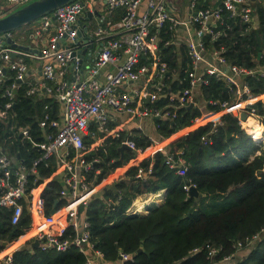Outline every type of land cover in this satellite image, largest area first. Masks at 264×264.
Listing matches in <instances>:
<instances>
[{"label": "built area", "instance_id": "2783aa9c", "mask_svg": "<svg viewBox=\"0 0 264 264\" xmlns=\"http://www.w3.org/2000/svg\"><path fill=\"white\" fill-rule=\"evenodd\" d=\"M6 1L14 9L31 0ZM252 2L220 0L209 7H197L193 2L187 16L180 17L169 0H74L41 16L29 32H22L28 44L16 40L15 30L7 33L14 45L0 35V99H4L0 105V218L5 216L16 226L27 217L28 225L20 236L28 243L38 240L39 248L58 251L75 245L86 254L84 264H96L101 253L89 241L88 222L80 206L100 191V184L86 180L97 161L87 157L106 138L119 136V127H108L115 116L142 122L172 119L178 109L198 108L201 114L178 132L183 130L185 135L210 123V130L201 137L203 143L210 142L209 134L222 125L223 114H231L245 132H249V118L263 126L254 103L264 101V92L254 94L245 78L262 81L264 90V50L258 53V61L247 67L229 61L222 42L214 45L227 36L218 28L223 14L245 24V32L256 27ZM181 47L189 59L184 74L188 86L175 89V81L180 82L178 70L169 67L162 50L173 48L181 58ZM33 67H38L34 69L38 75L32 74ZM207 76L222 82L227 99H202ZM23 97L41 104L40 108L32 105L31 121L16 119L15 106ZM161 100L162 105H154ZM208 105L219 110H202ZM242 113L247 115L245 119ZM91 126L95 130L91 131ZM138 129H142L140 125ZM85 136L98 145L86 144ZM123 143L134 154L131 166L138 165L143 158L137 160V155L148 147L138 148L130 137ZM156 151L161 150L151 154ZM165 163L176 174L185 175L187 166L181 157L167 154ZM48 168L52 172L43 176ZM151 170L152 163L146 170L139 168L136 177L145 178ZM52 180L61 187L54 209L48 213L44 192ZM191 186L183 188L189 192ZM67 229L72 236L62 238ZM261 237L264 229L246 245H254ZM236 247L237 251L243 248L241 243ZM205 249L208 258L218 252L209 244ZM12 253L2 256L1 264H12ZM232 257L225 256L222 261L230 262ZM119 258L131 260L125 253Z\"/></svg>", "mask_w": 264, "mask_h": 264}, {"label": "trees", "instance_id": "16d2710c", "mask_svg": "<svg viewBox=\"0 0 264 264\" xmlns=\"http://www.w3.org/2000/svg\"><path fill=\"white\" fill-rule=\"evenodd\" d=\"M253 7L255 28L245 32V24H237L223 14L218 28L227 36L214 42V45L218 41L225 45L223 54L229 61L247 67L253 66L258 61V53L264 50V3L255 0ZM172 50L166 48L162 52L169 67L178 70L180 82L175 81L173 88L179 89L188 86L184 74L190 67L189 59L184 49L180 50L181 58H177ZM207 78L208 83L201 91L202 99H227L228 91L222 82L213 76ZM245 81L254 94L264 92L262 81L252 77H246ZM3 103L4 99H0V105ZM163 103L161 100L154 105ZM34 104L40 108L39 102L21 98L15 106L16 119L31 121ZM254 106L264 126V101L259 100ZM203 110L217 111L219 108L208 105ZM200 114L198 108L185 107L178 109L172 119L153 118L151 122L157 138L164 140L191 125ZM221 120L222 125L209 134L210 142L201 141L210 130L211 124L208 123L170 141L152 157L143 158L138 165L129 167L122 178L80 206V212L88 222L89 241L100 251L103 260L114 261L120 259V253H125L131 256V260L121 261L122 264H212L213 261L218 264H264V237L254 245H246L264 229V148L260 149L254 143L231 114H223ZM114 125L110 123L108 127ZM90 130H95L94 126ZM124 133L121 131L118 137L106 138L101 146L89 153V160L97 159L86 175L92 185H97L134 157L131 151L125 150L122 160L120 158L119 146L126 136ZM129 137L138 148L144 149L151 144L144 134ZM92 140L90 136L84 138L86 144ZM257 150L260 155H254ZM167 154L183 159L187 166L184 176L166 165ZM27 162H30L29 158ZM150 163L152 170L148 176L137 178L138 169L146 170ZM52 170H43V176H48ZM184 185L196 187L199 192L197 201L188 195ZM60 187L56 180L46 187V212L53 211V201ZM163 189L161 202L151 204L147 212H128L136 196ZM0 220V244L3 240L17 239L28 225L27 217L16 226L10 225L5 216ZM72 234L67 229L62 238ZM237 243L243 247L239 251ZM207 244L218 249L212 258L207 257ZM225 256H233V259L222 261ZM85 260L86 254L75 245L58 251L54 248L43 250L27 243L12 253V264H84Z\"/></svg>", "mask_w": 264, "mask_h": 264}, {"label": "crops", "instance_id": "0c3cea01", "mask_svg": "<svg viewBox=\"0 0 264 264\" xmlns=\"http://www.w3.org/2000/svg\"><path fill=\"white\" fill-rule=\"evenodd\" d=\"M169 1L172 2L173 5L175 6V9L177 11L176 14L180 17L181 16L184 17V16H187L188 7L193 2L195 3V6H197V7H201V6L202 7H209V6L217 5L220 0H189L188 4L184 5L183 7L180 6V4H179L180 3L179 1H181V0H169ZM254 1L255 0H253V2ZM253 2H252V6H253ZM17 8L18 7L13 9L12 5L10 3H8L6 0H0V17L12 12L13 10H15ZM99 8H101V6ZM253 9H254V7H253ZM34 25H35V22H31L29 24L24 25L23 27L18 28L17 31L15 30L13 35L16 38V40H18L19 42H24V43L28 44L29 42L25 41L21 37V33L24 31L29 32ZM26 46L27 45H25V47ZM180 49L183 50V47H181ZM30 64H31V66H34V65L37 66L38 65L37 62H32V63L30 62ZM36 68H38V67L32 68V72H33L32 74L33 75H38L37 73L34 72V69H36ZM115 119H116L114 121L115 127H119V129H121V130H123V125L129 121V120H125V118H122L121 116H115ZM131 121L137 122L138 120L133 119ZM148 121H151V120H148ZM148 121H142L141 123H146ZM146 127H148L147 123H146ZM187 130H189V128ZM181 132L176 131L174 134H172L170 137H168L164 141L158 140L156 145H152L151 147L148 146V149L145 152L137 155V160H140L142 158H146L148 155H152L153 153L151 154V152H153V150H163L170 141L180 137L183 134V132L182 133ZM170 139H172V140H170ZM92 145L95 146V145H98V143H96V141H95L94 143H92ZM90 149H92V147ZM133 162L134 161H130V159H129L126 163L122 164L120 167L116 168L113 172H111L107 177H105L100 183H98L101 186L100 190H105L106 187L110 186L113 182H115L119 178H122L124 176V173L126 172V170L133 164ZM163 193H164V189L160 190L156 193H148V194L138 195L132 201L131 206L129 207V210L132 209V210H134V212L145 213V212H147V208L149 206H151V204H153V203L158 204L161 202L160 200L163 196ZM22 237H24V236H22ZM22 237L20 236L19 238L15 239L11 242H9L8 240H3L1 242V244H3L4 241H7L8 243L6 246H2L0 244V246L2 248V250L0 251V258H2V256H5V254H7V253L10 254V253L14 252L15 250L21 248L22 246L26 245L28 243V241L24 240L25 237L24 238H22ZM0 264H1V261H0ZM96 264H122V263H121V259H117L114 261H107V260L100 259L98 262H96ZM219 264H221V263H219Z\"/></svg>", "mask_w": 264, "mask_h": 264}, {"label": "water", "instance_id": "95a60500", "mask_svg": "<svg viewBox=\"0 0 264 264\" xmlns=\"http://www.w3.org/2000/svg\"><path fill=\"white\" fill-rule=\"evenodd\" d=\"M71 1L74 0H33L28 4L0 17V35L3 34L4 36H6V41L14 45L13 40L7 36L8 32H12L20 27H23L26 24L37 21L41 16L52 12L56 8ZM24 49L26 48L24 47ZM246 116L247 115L245 113L241 114L242 119H245ZM125 150H128V147L123 143L119 146V151L121 152V160ZM188 195L194 197L195 201H197L199 198V192L194 186H191L189 188ZM7 243V241H4L1 245L6 246ZM38 246L39 241L34 240L32 243V247Z\"/></svg>", "mask_w": 264, "mask_h": 264}, {"label": "rangeland", "instance_id": "374dc122", "mask_svg": "<svg viewBox=\"0 0 264 264\" xmlns=\"http://www.w3.org/2000/svg\"><path fill=\"white\" fill-rule=\"evenodd\" d=\"M31 1H33V0H31ZM179 2H180L179 3L180 6L183 7L184 5L188 4L189 0H181ZM28 3H26V4H28ZM26 4H24V5H26ZM24 5H22V6H24ZM22 6H19L18 8H20ZM202 110H203V108H202ZM146 123H147L148 127H146ZM146 123H141L140 121L134 122V121L129 120L128 122H126L123 125V130H124L123 132H125L124 135H126L125 137L124 136L123 137L126 138V137H129L130 135H133V134H144L150 139L151 144H153L154 142H157L159 139L157 138V136L155 134V130H154L153 124L151 123V121H148ZM139 125L142 128L141 130L138 129ZM135 130H138V131L135 132ZM246 133L254 141V143L258 147H260V149L264 148V141H263L264 137L263 136L259 140H255L254 137L252 136L251 132H246ZM105 135L106 134H104L103 136H105ZM172 139H170V140H172ZM258 152H260V151L259 150L255 151L254 155H256V154L260 155V154H258ZM262 172L264 173V168L262 169ZM100 187L101 186H99V190H100Z\"/></svg>", "mask_w": 264, "mask_h": 264}, {"label": "bare ground", "instance_id": "6f19581e", "mask_svg": "<svg viewBox=\"0 0 264 264\" xmlns=\"http://www.w3.org/2000/svg\"><path fill=\"white\" fill-rule=\"evenodd\" d=\"M246 126L249 127L248 130L249 132H251L255 140H259L262 136L264 137V127L261 126V124L257 122L255 119L249 118L246 121Z\"/></svg>", "mask_w": 264, "mask_h": 264}]
</instances>
